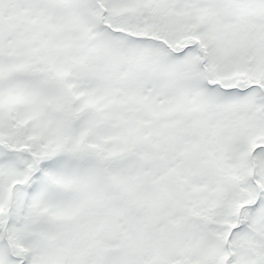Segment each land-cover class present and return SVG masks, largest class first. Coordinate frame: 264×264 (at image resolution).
Here are the masks:
<instances>
[{"label":"snow or ice","instance_id":"obj_1","mask_svg":"<svg viewBox=\"0 0 264 264\" xmlns=\"http://www.w3.org/2000/svg\"><path fill=\"white\" fill-rule=\"evenodd\" d=\"M0 264H264V0H0Z\"/></svg>","mask_w":264,"mask_h":264}]
</instances>
